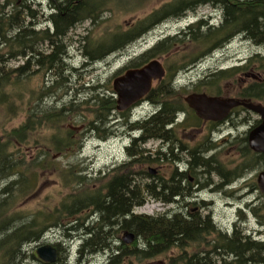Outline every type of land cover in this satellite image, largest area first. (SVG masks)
<instances>
[{
    "label": "trees",
    "instance_id": "1",
    "mask_svg": "<svg viewBox=\"0 0 264 264\" xmlns=\"http://www.w3.org/2000/svg\"><path fill=\"white\" fill-rule=\"evenodd\" d=\"M67 1L64 5H58L60 15L53 16L51 28L39 29L38 6L33 8L34 0H0V108L7 119L22 110L26 90L34 76L40 75V72L47 76L52 74L50 77L54 78L48 89L52 98L71 79L66 75L67 65L63 63L67 52L64 40L68 32L84 19L94 13L97 15L99 6L95 0ZM205 2H212L222 8L223 18L220 24L214 29L209 27L202 32L199 26L206 25V21L200 20L183 33L185 38L209 45V50L225 45L239 34H243L256 45H264V0H177L156 13L174 8L168 13H171V16L181 15L186 8H193ZM55 6L57 7V3ZM153 16L148 19L151 26L153 22L150 20ZM148 24L137 31L130 30L119 35L130 33L138 38L149 28ZM119 35L111 36L109 41L115 40ZM169 39L172 40L170 37L167 40ZM167 40L148 51L145 56L149 59L155 55L169 53L172 47L165 46ZM101 44L103 43L93 46L92 52L98 50ZM19 60L22 62L12 64ZM143 64L138 63L136 67ZM194 64L195 59L183 67ZM254 66H257L260 73L264 72V53H255L244 66L212 74L216 78L211 81L212 87L209 85V91L221 95L218 87L223 76L234 75ZM178 70L179 68L172 73L167 71V75L174 77ZM92 89L96 90L95 87ZM171 94L173 93L170 89L165 92L159 86L153 87L150 98L156 103L158 110L147 121L135 124L140 130V135L126 149L130 156L129 165L131 168L136 165L137 172L136 169L130 168L129 177L121 176L113 180L108 201L100 208L98 220L89 225L84 222L80 213L89 206H94L95 210L93 200L96 197H104V190L102 187L83 185L81 182L84 177L74 175L72 170L66 171L65 174L75 176L77 180H81V184H75L55 207L48 206L49 209L45 208L43 211L34 209L23 213L22 206H25L26 200L37 194L41 175L57 173L60 177L64 172L58 163L41 157H49L52 152L79 150L81 147L78 142L74 143V131L63 126L70 120L72 112H81L80 107L75 108L77 103L74 104L70 99L69 103H64L61 108L51 106L50 109L41 111L39 106L45 95L42 89H32L29 95L33 103L31 105L28 99L23 107L26 113L24 122L9 131L5 140L0 141V181L3 184L0 188V264H24L28 258L26 246L39 241L50 226L63 228L66 234L86 228L80 252L85 251L87 256L97 251L107 252L106 264H123L126 259L130 264L133 259L138 264H146L148 259L161 255H167L166 264H264V242L261 239L245 233L237 225L230 234L224 232L213 223L210 212L204 213L205 209L201 213L190 212L186 216L179 211L173 214L165 211L155 215L135 212L137 207L145 205L148 200L165 204L168 202L164 175L152 177L142 166L154 162L163 163L166 155L163 144L151 154L147 153L143 146L151 138L163 143L165 126L172 116L170 113L173 114L174 108H188L186 103H175L172 99L164 101L163 104L158 101L166 96L175 98L173 95L169 96ZM238 94V97L243 99L264 103V78L262 81L257 79L245 85ZM89 102L92 103L90 110L94 117L87 124V133L99 130L107 115L116 108L113 97L100 91L93 92ZM104 106H108L106 109L111 111L103 114ZM40 125L52 127V130L49 128L51 135L42 138V143L35 137ZM238 141L241 145L238 144L237 149L245 160L238 168H244L252 160L255 164L264 165V153L254 152L247 143V136L234 140L235 143ZM115 170L120 171L119 168ZM234 176H239V173ZM251 210L255 212V209ZM77 215L81 216L82 222L78 223V219L74 218ZM51 217L55 219L52 224L46 222V219ZM124 231L135 234L133 244L126 245L118 239V234ZM174 249H177L175 253L168 255ZM67 254L54 264H69Z\"/></svg>",
    "mask_w": 264,
    "mask_h": 264
},
{
    "label": "rangeland",
    "instance_id": "2",
    "mask_svg": "<svg viewBox=\"0 0 264 264\" xmlns=\"http://www.w3.org/2000/svg\"><path fill=\"white\" fill-rule=\"evenodd\" d=\"M34 1L32 3L33 8L37 7L39 1H42L45 6V13H50L48 0ZM174 1L177 0H105L102 5L103 16L98 21H83L79 23L74 29L68 32L65 38L67 52L63 63L67 65L66 75L68 78H71L68 80L69 82L66 83L64 88L59 89L52 98L50 97L52 93H49L48 90L49 86L52 85V79H54L50 77L52 74L47 76L43 72H40V75L34 76L28 86V90H26L22 110L16 116L7 119L2 114L0 108V141L5 140L6 134L9 131L16 129L24 122L26 113L23 107H25L28 99L31 105L33 103L29 92L32 89H42L45 99L39 106L41 111L43 109L48 110L51 106H55L57 109L61 108L64 103H69L68 101L70 99L74 104L77 103L75 108L79 109L80 107L81 112H72L73 114L69 116L70 120L63 124L65 128L74 129V135L72 137L74 143H77L79 138L84 136L82 133L84 131L87 132V124L94 117L93 112L90 110L92 103L89 102L90 97L93 96V92L97 93V91H100L106 96L112 95L114 92L113 83L115 77L119 75L123 67L128 65L127 55L122 56V54L125 52V54L134 53L135 55H141L145 51L155 48L157 46L156 44L159 45V41L162 40L164 42L169 37L172 40H167V44L163 45L166 47L168 45L169 48L172 47L171 51L161 55L154 54L155 57H149V60L159 56L158 60L170 73L179 68L174 77L167 75V79L172 81V84L166 90L170 89L172 91L173 94L169 96L173 95L175 98L169 99L174 100L175 103H186L184 97L194 92H208L217 95L209 91V85L212 87L211 81L216 78L212 74L244 66L255 53H264V45H256L252 41L244 40L241 37L233 38L225 45L214 47L210 50L209 45L185 38L183 33L192 24L200 20L207 21L210 25H219L223 18V11L222 8L212 2H205L196 5L192 10L184 11L181 15L171 16V13H168L172 12L174 8H168V10L171 9L170 11L165 10L164 12L156 13ZM37 11L39 12V9ZM154 14L156 15L153 16ZM164 14H167L166 17ZM151 16L156 17L150 20V22H153L151 29L148 28L147 33H144L140 38L127 46L124 51L102 60L85 62L86 58L83 54L85 44L87 46L85 50L91 53L93 46L100 43H108L111 36L113 37L122 32L129 30L137 31L143 28L149 23L148 19ZM158 18L159 20H157ZM43 20L44 16L42 18ZM155 20L158 22H154ZM37 26L39 29L45 28L46 24L42 23V25L38 24ZM207 28L209 27L206 25L205 28H200V31L203 32ZM143 58L147 60L148 56H143ZM194 59L196 60V64L187 68L183 67L187 63H191ZM20 62L22 61L19 60L12 64H19ZM256 67L254 66L248 70L239 71L234 75L226 74V76H223L220 79V86H217L221 91L220 96L238 97L239 90L245 87V85L256 81L259 76L263 80L264 72L260 73ZM93 87L96 90H93ZM156 87H158L157 84H155L154 88ZM166 90L164 91L166 92ZM155 109H157L155 104L148 105V102H146L142 106L134 109L132 114L127 113V115H129L131 121H134L137 118L151 116ZM123 117L120 115L119 122L125 121ZM131 117L133 118L131 119ZM115 121L118 120L112 118L105 124L101 123L99 130L94 134H89V132L87 134L88 138L84 141L80 151L72 149L63 153L52 152L49 157H41L58 163L59 168L63 169L64 172L61 173L60 177L57 173L42 174L38 183L37 194L26 200L25 206H22L23 213L28 210L40 209V211H43L45 208L55 207L56 203L64 195L69 193L75 184L82 183L85 186L103 188L102 173L111 171L113 164L118 165L128 160L125 147L130 142L128 137L130 136L128 133L130 130L128 128L129 124L119 125V122ZM49 128L52 130L50 125L43 127L40 125L36 130L35 137H38L40 143L43 142L42 138L44 139L51 135L52 131ZM246 129V125L240 123L235 130L231 131H233V135L238 136L240 133H244ZM231 139L233 141L232 144L228 143L225 145L220 156L223 160H227V155L231 158L233 157V168L236 170L235 173L237 175L239 173V176H234L232 188L225 192H204L201 194V199L207 203H212L208 208H204V213L210 212L213 223L219 226L224 232L228 233L237 225L245 233L255 236L257 239L264 240V194L257 183V176L263 170L264 165L255 164L253 160L251 162L246 160V162L252 163V165L248 164L244 168H238L241 162H245L237 149L238 144L240 146L241 143L239 141L237 143L234 142L236 137H231ZM161 144L165 146L164 142L162 143L160 140L151 138L143 147L147 153L151 154L155 153ZM32 153L34 154V152ZM105 166L107 169L104 168ZM249 166L250 168H246ZM102 168L104 170H100ZM142 168L146 171L154 168L156 170L154 176L160 174L165 175L164 163L154 162V164H145ZM68 170H72L74 175L78 177H84V180L81 182L75 176L65 174ZM1 183L0 181V188L3 186ZM244 183H249L256 187V189L253 190L245 187L243 186ZM1 198L2 195H0ZM170 208V205L163 202L148 200L145 205L137 207L135 212L155 215L159 212L168 211ZM251 208L255 209V212ZM201 210L202 207L200 206L199 211ZM199 211L193 210L192 212L196 213ZM54 221L55 219L53 217L46 219V222H50V224L54 223ZM86 224H89V222L87 221ZM46 230L42 234L45 235L41 240L31 243L30 246H26L28 258L24 264H45L46 262L44 263L38 257L36 250L39 246L50 243L54 245L58 244L60 258L68 253L67 258L70 259L71 264H81V259L84 257V259L88 258L84 264H105L107 262L108 253L100 252L96 256L90 257L89 254L86 256L85 251L80 252L81 239L76 237L71 243V240L66 238V232L63 228L59 229L58 227L50 226ZM121 238H123V232L118 234V239ZM176 250L170 251L168 255L174 254ZM166 259L167 255H161L153 259H148L145 263L166 264ZM123 264L130 263L126 259ZM131 264L138 263L133 259Z\"/></svg>",
    "mask_w": 264,
    "mask_h": 264
},
{
    "label": "flooded vegetation",
    "instance_id": "3",
    "mask_svg": "<svg viewBox=\"0 0 264 264\" xmlns=\"http://www.w3.org/2000/svg\"><path fill=\"white\" fill-rule=\"evenodd\" d=\"M167 14H164V16L166 17ZM155 18L156 17H153L152 20ZM157 20H159V18ZM157 20L154 22H158ZM161 42L162 40L158 43L160 44ZM64 44H66L65 40ZM85 53L86 51L84 50V56L88 57ZM126 55L129 58L135 54L127 53L122 56ZM158 57L150 60L143 58L138 62H135V60H129L127 62L128 65L120 70L119 75H117L115 79L124 75L129 69L141 67H136L138 63L146 64L153 59H158ZM85 62H91V60L85 59ZM258 79L262 81L261 76H259ZM155 84L163 90H166L169 85L172 84V81L167 79V69L165 76L161 80L153 82L152 89ZM113 91V94L110 96L116 101V111H111V116H108L105 119L104 124L109 122L112 118H116L118 121L115 122H119L120 115L125 118L127 113L132 114L133 110L137 107L142 106L146 102H151L150 91L140 101L127 108L124 113L117 108L118 93L115 88ZM254 114H252V111L247 108L237 107L222 120H205L198 116L194 109L188 106V108H181L170 117V120L166 123L163 138L166 152V155L163 158L165 187L169 195L167 204L171 206V208L168 209V214H173L174 212L179 211L186 216L193 210L199 211L200 206L202 207V210L198 213H201L204 208H208V206L212 204L207 203L200 198L202 193H215L218 191L225 192L232 188L235 175L232 161L233 157L231 158L227 155V160H223L220 153L223 151L225 145L228 143L232 144L233 141L231 137L241 138L247 136V143L249 145V132L260 123L259 116L256 113ZM129 123H131V121L128 118H125V121H120L118 124L128 125ZM240 123L245 124L247 129L244 133L235 136L231 130H235ZM129 164L130 161L128 159L118 165L112 166L111 171L103 172L101 178L103 180L104 188L106 189L110 183H113L112 180L117 179L118 177H129V169L131 168ZM118 168L120 171L115 170ZM246 168H250V166ZM131 169L134 170L135 167H132ZM243 186L249 187L253 190L256 189V187L249 183H244Z\"/></svg>",
    "mask_w": 264,
    "mask_h": 264
},
{
    "label": "water",
    "instance_id": "4",
    "mask_svg": "<svg viewBox=\"0 0 264 264\" xmlns=\"http://www.w3.org/2000/svg\"><path fill=\"white\" fill-rule=\"evenodd\" d=\"M164 65L153 59L141 67L129 69L124 75L114 80V88L118 93L117 108L126 109L146 96L152 89L153 82L165 76ZM185 101L196 114L205 120H222L236 107L242 106L256 113L260 123L251 129L248 135L250 148L257 153H264V104L237 97L211 95L206 92H194L185 97ZM155 172V169H151ZM257 183L264 193V171L257 176ZM126 244L133 243L135 235L124 234ZM38 257L46 263H54L58 259V249L52 244L39 246L36 250Z\"/></svg>",
    "mask_w": 264,
    "mask_h": 264
},
{
    "label": "bare ground",
    "instance_id": "5",
    "mask_svg": "<svg viewBox=\"0 0 264 264\" xmlns=\"http://www.w3.org/2000/svg\"><path fill=\"white\" fill-rule=\"evenodd\" d=\"M96 1V4L99 6L98 8H99V11H98V14L97 15H95L96 13H94V15L93 16H89L88 18H86V19H84V22L85 21H98L102 16H103V7H102V5H103V3L105 2V0H95ZM48 2H49V9H50V13L49 14H46L45 13V10H44V8H45V6L43 5V3H42V1H39L38 2V4H37V6L39 7L38 9H39V18L37 17V20H38V24L39 25H42V23H45L46 24V28H51V24H53V22H54V19H53V16H59L60 15V11L58 10V7L60 6L59 4H63L64 5V3L65 2H67L68 3V1L67 0H48ZM52 2H54V5H52ZM57 3V7L55 6V4ZM59 5V6H58ZM55 8V9H54ZM194 8V7H193ZM193 8H186L185 9V11H189V10H192ZM43 11V12H42ZM59 14V15H58ZM64 15V14H63ZM43 16H44V20L42 21V18H43ZM152 20V19H151ZM42 22V23H41ZM206 25L208 26V27H210L209 29H214V27L215 26H218V25H210V24H208V22L206 21ZM206 25H200L199 27L200 28H205L206 27ZM41 27V26H40ZM148 27H149V29H151V25L150 24H148ZM207 30H208V28H207ZM130 31V30H129ZM129 31H127V32H129ZM184 32V31H183ZM145 33H147V30L145 31ZM236 37H241V38H243L244 40H249V39H247V38H245V36L243 35V34H239V35H236L234 38H236ZM138 38H140V37H138ZM138 38H136V36H134V34H130V33H126V35H120L119 37H116V39L115 40H111V41H109L108 43H103V44H101V46H100V48L98 49V50H96V51H94V52H92V53H89L88 51H86L85 49L87 48V46H86V44H85V46H84V48H83V50H85L86 51V53H85V55H88V57H86L85 56V58L86 59H90L92 62H94V61H98V60H102V59H104V58H108V57H110V56H112V55H115V54H117V53H120V52H122V51H124L125 50V48L127 47V46H129L130 44H132L135 40H137ZM152 50V49H151ZM150 51V50H149ZM148 51H145L144 53H142L141 55H132L131 57H129L127 60L129 61H131V60H135V62L137 61H139L140 59H143V56H145V54L147 53ZM124 54H125V52H124ZM123 55V54H122ZM140 101V100H139ZM160 103H162L163 104V102L165 101V102H167V101H169V98L166 96V97H164L163 99H160V100H158ZM138 102V101H137ZM135 104V103H134ZM151 104H156V103H154V102H148V105H151ZM130 107V106H129ZM129 107H127V108H129ZM108 109V106H104V108L102 109V113L104 114L106 111L108 112V111H111V110H107ZM126 108V109H127ZM126 109H119V110H122V112H124L125 113V111H126ZM157 110H158V108L157 109H155L154 110V112H153V114L155 113V112H157ZM180 110V108H174L173 109V114L174 113H176V112H178ZM112 111H116L115 109H113ZM109 113V112H108ZM111 113V112H110ZM171 115H173L172 113H170ZM107 116H111V114H108ZM106 116V117H107ZM114 116V115H113ZM151 116H152V114H151ZM150 117V116H149ZM149 117H141V118H137V119H135L134 121H131L130 119H129V115H127L126 114V116H125V118L127 119H129L130 121H131V123H129V125H128V128H130V130H129V135L130 136H128L129 137V139H130V142H129V144L128 145H126V149H127V147H129L131 144H132V142L134 141V139L135 138H138L139 137V135H140V130H138L136 127H135V124L137 123V122H145V121H147L148 119H149ZM133 117H131V119H132ZM73 131H74V129H72ZM88 130V129H87ZM96 131H98V130H96ZM96 131H90V133L89 134H94ZM82 134H84V136L81 138H79V140H78V143L81 145V147L83 146V143H84V141L88 138V133L87 132H83ZM87 135V136H86ZM102 140V139H101ZM81 147H80V149H81ZM80 149L78 150V151H80ZM128 154V153H127ZM128 157H129V155H128ZM129 159V158H128ZM129 161H130V159H129ZM109 166V165H108ZM113 166H114V164H113ZM133 167H135V169H136V172H137V166H133ZM104 168H106V166L104 167ZM107 169V168H106ZM110 169V168H109ZM112 169V168H111ZM151 169H154V168H150L149 169V174L153 177L154 176V172H151ZM100 170H104L103 168L102 169H100ZM155 172H156V170H155ZM78 175H79V173H77ZM113 181V180H112ZM111 186H112V184L110 183V185L109 186H107V188L105 189L104 187H103V190H104V193H103V195H104V197H101V198H95L93 201L95 202V210H94V206H89V207H87L86 208V210L84 211V209L81 211V213H80V215L83 217V219H84V222H87V221H89V225H92L94 222H96L97 220H98V215H100V212H99V210H101L100 208H103V206L107 203V201H108V199H107V197H108V193H109V190H110V188H111ZM98 207H99V209H98ZM80 215H77V216H75L74 218L75 219H78V223H80V222H82V218H81V216ZM80 216V217H79ZM212 220H213V218H212ZM47 231V230H46ZM233 230H231V231H229L228 232V234H230L231 232H232ZM86 232H87V229L86 228H79L77 231H76V233H72V234H66V238H68L69 240H71V243H72V241H74L75 240V238L76 237H79L80 239H81V241H82V243H83V238L86 236ZM67 233V232H66ZM127 233H132V234H134L133 232H130V231H124L123 232V236H124V234H127ZM74 234H76V235H78V236H75ZM45 235V234H44ZM44 235H42L41 236V238H40V240L44 237ZM135 235V234H134ZM255 237V236H254ZM256 238V237H255ZM121 240H122V238H121ZM262 240V239H261ZM135 241V240H134ZM263 242H264V240H262ZM122 242H123V240H122ZM124 243V242H123ZM50 244H52L53 246H55L57 249H58V259H57V261L56 262H54V263H57L61 258L59 257V247H58V244L57 245H54L53 243H50ZM124 244H126V243H124ZM131 244H133V243H130V244H126V245H131ZM117 245V244H116ZM101 251H97V252H95L94 254H91V255H89L90 257L91 256H96V254H98V253H100ZM86 253V252H85ZM103 253H107V252H103ZM87 256V255H86ZM85 258V257H84ZM84 258H82L81 259V264H84L85 263V260H87L88 258H86V259H84ZM54 263H52V264H54ZM46 264H50V263H46ZM69 264H71L70 263V259H69ZM106 264V263H105Z\"/></svg>",
    "mask_w": 264,
    "mask_h": 264
}]
</instances>
